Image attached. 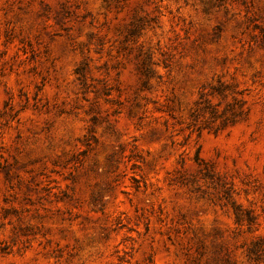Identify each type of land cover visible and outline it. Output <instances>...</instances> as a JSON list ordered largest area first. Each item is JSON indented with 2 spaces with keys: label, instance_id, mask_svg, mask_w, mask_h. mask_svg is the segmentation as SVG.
Here are the masks:
<instances>
[{
  "label": "rangeland",
  "instance_id": "1",
  "mask_svg": "<svg viewBox=\"0 0 264 264\" xmlns=\"http://www.w3.org/2000/svg\"><path fill=\"white\" fill-rule=\"evenodd\" d=\"M0 264H264V0H0Z\"/></svg>",
  "mask_w": 264,
  "mask_h": 264
}]
</instances>
